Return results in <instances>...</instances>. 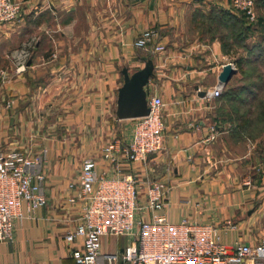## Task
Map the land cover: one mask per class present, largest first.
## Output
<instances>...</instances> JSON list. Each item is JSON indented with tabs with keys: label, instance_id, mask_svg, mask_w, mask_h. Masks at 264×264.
Here are the masks:
<instances>
[{
	"label": "crops",
	"instance_id": "obj_1",
	"mask_svg": "<svg viewBox=\"0 0 264 264\" xmlns=\"http://www.w3.org/2000/svg\"><path fill=\"white\" fill-rule=\"evenodd\" d=\"M20 3L16 19L0 22V149L39 156L46 204L14 219L12 240L0 242V263L73 264L70 249L80 238L67 243L63 235L77 211L65 198L77 185L85 156L95 159L99 174L132 173L141 196L147 181L166 183L164 207L136 210L134 219L150 220L158 213L175 223L210 224L229 252L240 244H264V132L242 138L228 123L215 126L218 96L209 93L230 84L222 87L218 81L230 60L220 40L189 27L197 11L229 8V0ZM148 26L156 30L152 43L134 47L136 35ZM24 40L33 46L26 67L17 72L8 54ZM156 45L163 49L155 50ZM144 56L154 61L147 94L163 100L162 146L143 161L119 156L114 164L101 155L105 140L128 142L139 120L114 116L120 71L142 67ZM133 237L104 235L101 252L119 257ZM258 260L249 255L241 264Z\"/></svg>",
	"mask_w": 264,
	"mask_h": 264
},
{
	"label": "built area",
	"instance_id": "obj_2",
	"mask_svg": "<svg viewBox=\"0 0 264 264\" xmlns=\"http://www.w3.org/2000/svg\"><path fill=\"white\" fill-rule=\"evenodd\" d=\"M233 11L242 12L247 23L258 19L254 0H230ZM21 11L20 0H0V22L12 21ZM156 30L143 29L133 40V46L147 48ZM163 49L156 45L155 50ZM15 70L25 67L28 50L15 53ZM220 86L209 93L218 96ZM150 111L136 121L132 136L126 143L113 139L102 147L103 159L114 163L121 156L129 162L143 161L162 146L164 119L163 100L158 94H147ZM214 127H212V130ZM39 156L18 150L0 151V242L12 240L13 221L30 216L46 203L42 188L44 173L37 170ZM69 187H73L72 184ZM168 187L161 180L146 182L143 196L132 173L106 176L97 173L95 160L84 157L80 162L76 187L66 196V202L76 205L71 226L63 235L67 243L80 238V245L71 247L73 264H241L245 257H259L255 264H264V244L254 247L237 245L228 251L216 229L207 223L171 222L164 214L154 213L150 220L134 219L136 210H159L164 207ZM140 199H143V204ZM133 234L120 256L101 252L104 235ZM0 264H15L12 261Z\"/></svg>",
	"mask_w": 264,
	"mask_h": 264
},
{
	"label": "trees",
	"instance_id": "obj_3",
	"mask_svg": "<svg viewBox=\"0 0 264 264\" xmlns=\"http://www.w3.org/2000/svg\"><path fill=\"white\" fill-rule=\"evenodd\" d=\"M254 1L258 10L260 0ZM193 22L197 23L206 32L204 34L209 35L211 39L218 38L222 49L227 51L228 46H224L225 42L232 40V45H243L246 37L244 28L257 27L261 18L258 14L256 23L250 25L242 12L212 6L207 13L197 11ZM257 49V53L251 51L250 56L242 62L247 65L259 62L260 59L264 62V44H258ZM245 77L248 79L244 81L245 83L238 85L230 83L218 95L214 124L223 128L225 123H228L233 128V134L238 133L242 138H254L264 132V95H261L264 78H261L258 69L256 74L245 73ZM262 160L264 161V154Z\"/></svg>",
	"mask_w": 264,
	"mask_h": 264
},
{
	"label": "rangeland",
	"instance_id": "obj_4",
	"mask_svg": "<svg viewBox=\"0 0 264 264\" xmlns=\"http://www.w3.org/2000/svg\"><path fill=\"white\" fill-rule=\"evenodd\" d=\"M229 2H230V0H229ZM228 9H231L230 6H229ZM257 13L260 14L261 22H260V24L257 27H253V28H249V29L244 28V33H245L246 37H245V40L243 42V45H238V46L232 45V40H230L229 42H225L226 44L224 46H228V47H226L227 51H224V52L226 53L227 59L230 60V62L233 63L235 68H236L235 73L231 77L232 80L230 79L228 81V82H230L233 85H238V84L245 83L244 81L248 80L245 77V73H253V74L255 73L256 74L257 69L260 72L261 78L262 77L264 78V62H263V60L260 59L259 62H254V64H252V65H247V64H244L242 62L244 59H246V57L250 56L251 51H252V53H257V51H258L257 45L258 44H264V0H260V4L258 5ZM194 23L195 22L191 21L190 24H189V27H190L191 30H193V31H197L198 30L197 33H200V32L201 33L203 32V34L206 33V32L203 31V29L197 23L196 24H194ZM148 27H151V26H148ZM148 27H146V28H148ZM207 33H210V32L207 31ZM207 36H208V38H210L209 35H207ZM215 39L216 38H214L213 40H215ZM32 46H33V41L24 40L23 43L19 44L13 50L11 49L12 51H10V53L8 54V58L11 60L12 64L14 65V67H15V63H16V58H15L16 56H15L14 53L16 51L22 49V48H26L28 50V55H27V58H26V61H25V67H26V64H27L28 58L30 56V50H31ZM23 70L24 69H22L20 71H23ZM20 71H17V72H20ZM251 79H252V76H251ZM261 95H264V88L262 89V94ZM113 139H117V138L106 139L105 143L108 142L109 140H113ZM262 144H263V146L260 149L261 161H263L262 160V155L264 154V139L262 141ZM8 150H18V151L27 153V154L32 155V156H37V155L31 154L28 151H23V150H19V149H15V148L0 149V151H8ZM101 152H102V148H101ZM85 157H91V156H85ZM81 160H80V162H81ZM263 164H264V161H263ZM41 172L44 173L43 171H41ZM44 180H45V174H44ZM43 183H44V181H43ZM42 188H43V185H42ZM43 191H44V188H43ZM44 195H45V193H44ZM65 203L67 205H71V204H68L66 202V199H65Z\"/></svg>",
	"mask_w": 264,
	"mask_h": 264
},
{
	"label": "water",
	"instance_id": "obj_5",
	"mask_svg": "<svg viewBox=\"0 0 264 264\" xmlns=\"http://www.w3.org/2000/svg\"><path fill=\"white\" fill-rule=\"evenodd\" d=\"M144 65L128 73L127 68H121L122 83L117 88L114 116L117 119L135 118L147 115L150 111L145 88L150 77L154 74V61L144 56ZM233 63L227 62L218 74V81L225 86L235 73ZM264 168V164H263Z\"/></svg>",
	"mask_w": 264,
	"mask_h": 264
}]
</instances>
